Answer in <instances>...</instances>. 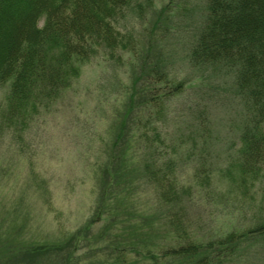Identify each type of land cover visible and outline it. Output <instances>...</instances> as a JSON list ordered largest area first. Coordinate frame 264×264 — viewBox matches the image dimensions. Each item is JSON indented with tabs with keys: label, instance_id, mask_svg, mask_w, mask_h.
<instances>
[{
	"label": "trees",
	"instance_id": "16d2710c",
	"mask_svg": "<svg viewBox=\"0 0 264 264\" xmlns=\"http://www.w3.org/2000/svg\"><path fill=\"white\" fill-rule=\"evenodd\" d=\"M151 1L147 6L143 0H0L1 115L18 139L74 89L95 57L132 56L133 36L123 27L130 18L143 20L153 7ZM191 41L189 64L230 79L241 107L236 127L239 146L221 175L241 196L260 192L264 202V0H208ZM154 67L157 75L163 71L157 63ZM153 81L135 95L136 83L129 86L124 117L139 110L135 121L139 159L131 163L130 124L123 119L100 165L98 198L89 219L54 242L6 244L0 239V264H87L86 258L104 248H111L106 254L113 264H241L264 239V221L208 240L193 235L188 215L192 186L181 182L178 156L165 150L166 135L159 122L167 105L185 90L184 84L175 81L169 86L163 72ZM194 125L197 136L191 137L198 142L187 149L191 159L197 158L191 153L200 139L205 148L210 139L205 113L199 112ZM212 173L200 161L193 175L206 189L212 185ZM135 182L151 188L154 209L131 212L126 206ZM100 224L103 228L98 229ZM84 248L82 256L79 251Z\"/></svg>",
	"mask_w": 264,
	"mask_h": 264
},
{
	"label": "rangeland",
	"instance_id": "374dc122",
	"mask_svg": "<svg viewBox=\"0 0 264 264\" xmlns=\"http://www.w3.org/2000/svg\"><path fill=\"white\" fill-rule=\"evenodd\" d=\"M143 1L149 6L147 0ZM207 1L152 0L153 7L145 12L143 20L130 18L123 27L124 32L133 36L132 56L95 57L84 67L74 89L52 110L41 114L22 139L17 138L12 126L2 121L4 91H0V239L3 243L54 242L89 219L98 198L100 165L123 119L130 124L131 163L139 159L140 131L139 124H135L139 110L132 117H124L130 100L129 86L136 83L139 89L155 83L153 80L162 72L167 75L169 86L181 81L185 88L167 105L159 122L166 135L165 150L175 158L178 156L177 173L181 182L192 186L188 215L193 235L208 240L264 221L261 193L243 197L221 175L222 166L239 146L236 127L241 107L231 81L221 73L198 71L187 59ZM156 63L163 69L158 75ZM199 112L208 117L210 139L206 148L200 139L198 148L191 153L193 157L196 153L197 158L191 159L187 149L193 141L198 142L191 135L197 136L194 123ZM200 161L213 172L212 185L206 189L197 184L193 175ZM131 193L126 202L131 212L154 209L155 199L149 186L135 182ZM110 231L115 230L110 227ZM93 247L97 250L96 245ZM86 249L79 253L85 256ZM110 249L94 251L86 263L113 264L106 254ZM241 262L264 264V239Z\"/></svg>",
	"mask_w": 264,
	"mask_h": 264
}]
</instances>
